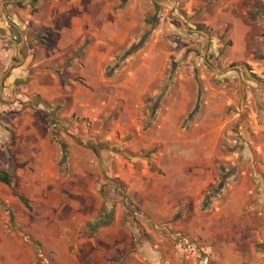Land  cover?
Segmentation results:
<instances>
[{
	"label": "crops",
	"instance_id": "obj_1",
	"mask_svg": "<svg viewBox=\"0 0 264 264\" xmlns=\"http://www.w3.org/2000/svg\"><path fill=\"white\" fill-rule=\"evenodd\" d=\"M18 1L0 0V69L12 61L14 34L19 36L24 29V42L31 45L25 62L33 58L32 64L29 68L9 66L11 79L19 81L35 68L59 70L57 75L33 76L30 88L50 107L61 106V127L73 112L80 120L96 121L103 108L110 106L118 116L110 121L106 141L117 142L118 136L131 133L124 149L134 156L147 153L128 160L96 142L87 150L71 141L75 138L69 134L71 139L65 143L74 173L55 186L54 180L61 176L57 170L60 153L48 127L28 109L6 121L1 116L0 128H7L13 140L7 148L9 160L24 164L15 172L25 181L21 191L39 188L45 203L58 207V217L68 208L62 224L57 217L56 229L40 239L48 248L43 251L56 264H197L200 250H207L205 256L213 264H244L240 246L253 250L255 243H264V211L252 205L256 186L251 185L252 179H264V122L253 102L259 88L246 71L247 81L240 79L239 72L250 65L262 78L263 62L253 59L264 56V0H183L182 7L177 0L161 2L170 5L166 13L173 10L172 17L182 10L186 17H194L192 22L217 34L227 28L230 47L219 62L234 65V70L220 73L217 87L210 86L205 71H198L203 109L215 111L218 118L201 116L190 121L185 118L194 108V92L183 90L180 80L192 86L194 75L191 71L177 74L176 94H165L150 132H140L134 120L129 129L121 122L126 113L130 117L131 108L142 107L145 95L157 96L164 81L163 70L155 72L152 66L167 55L166 43L155 32L144 49L121 55L141 35L139 19L147 9L146 0H123V5L121 0H24L21 9L14 6ZM117 58L122 63L114 75L122 81L106 80L102 69ZM61 79L66 81L64 87ZM102 89L112 95L108 102L97 97ZM228 125H234L241 143V177L221 195L214 209L201 212L204 195L217 181V145ZM33 173L45 175L47 182H30ZM133 218L140 221V227L131 225ZM90 221L100 226L92 229V238L78 239L81 227ZM242 231L249 233L248 240H243ZM182 235L198 243L186 241L180 246L176 240ZM0 264L42 263L36 261L34 250L15 247L0 250Z\"/></svg>",
	"mask_w": 264,
	"mask_h": 264
},
{
	"label": "rangeland",
	"instance_id": "obj_2",
	"mask_svg": "<svg viewBox=\"0 0 264 264\" xmlns=\"http://www.w3.org/2000/svg\"><path fill=\"white\" fill-rule=\"evenodd\" d=\"M162 1L170 0H146L145 4L147 9L142 18L139 19V24L143 26V30L141 35L137 38L139 41L143 36H145V42L140 50L144 49L145 45L150 43V39L153 37V32L157 34V38L162 39L166 43V57H163V61L159 59L158 63L155 62L152 64L153 68H155V72L156 70H163L164 72V81L160 85V93L157 96L156 94L153 95L152 93L145 95V98L141 101V108H131L130 117L129 114L126 113L121 118L122 124H124L128 129L129 125H131V122L134 120L137 123L140 132H150L153 129V121L156 118V113L159 109L160 103L164 101L165 94L168 91L169 94L173 96L176 94V91H173V89H178V82H175L176 77L178 78L177 74H184L189 71H191L194 75V85H188L184 83V80H180L183 90H186L187 92H194V108H192V110L187 113L185 118L186 121H190L194 118H200L201 116H209L214 119L218 118V114H216L215 111L212 112L203 109L204 106H202L201 101L202 86L197 79L198 71H205L209 78L208 82L210 86L217 87L221 82L220 80H222L220 79V73L234 70V65H222V63L219 62L223 51L230 47V43L227 42V28L222 33L217 34L209 27L192 22L194 17H186L182 10L177 13L175 17H172L173 10L170 9L168 13L169 15H167V6L170 5L167 4L166 6V3H161ZM177 2L181 4V7L184 4L183 0H177ZM18 3L23 4L24 0H19L16 4ZM121 3L123 5V0H121ZM16 4L14 6L18 8ZM33 13L34 12L32 10L30 14ZM197 13H200V10H198ZM20 32L23 35L24 29H21ZM11 34H13V32H11ZM206 38L208 40H206ZM137 40L136 43H134V45L131 47L123 48L121 55H123L124 52H130L138 43ZM12 47L14 54L12 61L7 65H1L2 68L0 69V118L1 116L4 117V121H6L5 118H7V120L13 119L14 116L16 117L22 113H25L28 109V113L33 112L34 115L39 118L45 126L48 127L51 141L57 145L58 151L60 153V157L58 158L57 162V170L61 174V181L54 180L55 186L58 183L60 184L64 178L68 176L70 177L74 173L70 162L68 161L67 144L65 143L66 139H71L68 137L69 134L71 137L75 138L71 139V141L74 143H79L80 145L83 144L84 148L87 150H90L92 144L96 142L102 147L103 150L106 149L107 152L111 151L114 153V155L120 156L124 159L129 160L130 157L143 158L146 156L147 153L143 151L138 152L134 156L129 151L124 149L125 143H128L134 134H122L121 137L118 136L117 142L106 141V131H108V127L110 126V121L114 118L116 119L118 116L115 109L111 110L110 106L103 108L101 115H99V118L96 121H90L87 119L80 120L77 117V114L73 112L68 120H64V127H61L60 121L62 120L58 117L61 106L53 105V107H50L45 101H43L41 95L34 92L30 88V82L32 81L31 79L33 76L41 74L57 75L59 70L56 71L52 70V68L50 69L46 67L30 69L26 75H22V79H19V81H14V79H11L10 77V71H8L9 66H11L10 68H18L22 64H25L27 68H29L32 64L33 58H29L30 61L26 64L25 59L28 54H30V44L27 46L25 42L23 43L20 49L21 57L18 56L19 43H15L14 38ZM41 48L44 49L42 46ZM135 51H138V49ZM135 51L131 53H134ZM203 56L204 58H202ZM191 57L193 59H190ZM241 57H244V55H241ZM253 60L262 61L264 66V56H261L260 58H254ZM121 63L122 60L117 58L112 64H108L103 67L102 71L104 78L107 80L112 79L113 77V80L121 82L122 78H120L118 75H114L115 70L120 68ZM244 71H246L247 77L252 80L253 83L259 88V91L255 92L253 96V102L260 121L264 122V72L262 78H259L258 73H256L250 67V65H245V68H241L239 72L240 79L243 81H247L248 79L245 77ZM142 80L145 83H148V80L143 78ZM75 81H78V79H75ZM65 82V79H61L62 87H64L63 83ZM223 84L226 85V82L224 81ZM102 86L103 84H101V87ZM153 87L156 91V84H153ZM97 97L98 99H102V101L105 103V98L106 102H108L109 97H112V95L107 93L105 94L104 90L102 89L101 92L98 93ZM133 103H137L134 98ZM36 107L38 110H34ZM229 112L230 111L228 110L226 114H229ZM57 119H59V121H56ZM225 129V133L222 135V138L217 145L219 159L217 161L216 168L221 167L228 173H230V169L233 168L234 176L227 180V184L223 192L211 200L209 207L206 210H202L201 203V212L214 209V205L218 203L221 195L226 190H228L229 186L237 183L241 177L240 167L242 162L239 158V152L241 148L239 146H241V143L238 140V133L234 125H228ZM7 133V128H0V171L7 173L12 179L11 189L0 184V202L6 208L5 209L0 206V229L2 231V233L0 232V250H10L15 247L21 250L27 248L28 250H34L37 262L41 261L42 264H56L51 255L43 251L48 250V248L41 244L40 239L43 236H50L53 230L56 229L58 207L48 206L45 203L44 198L42 199L40 197L41 191H39V188H33L30 186L27 188V191H21V186L25 181H21L20 177L15 175V172L23 167L24 164H17L14 162V160H9L7 148L13 144V140L12 136L7 135ZM227 133H229V135ZM251 135L253 136V133H251ZM60 143H62L66 148L65 159L63 162L60 161ZM230 157L232 158L231 162L225 161L226 158ZM217 174L219 176L218 170ZM29 177L31 178L30 182L37 183L38 185L42 183L45 184L47 182L45 175L33 173L30 174ZM254 180L255 179H252L251 181V185L253 187L256 186L252 205L255 207L262 206L264 211V179H257L255 182ZM65 181L70 182L67 180ZM217 182L218 177L215 184ZM65 188L66 191H68L67 187ZM96 189H98V187H96ZM19 199H23L25 204H22ZM123 207L125 211L124 213H126L127 207L125 205ZM67 210L68 208H65L60 213L58 217V224H62L66 218V214L68 213ZM110 211L112 212L113 208ZM242 217L244 216L242 215ZM96 224L94 221L84 223L78 232V239L92 238L94 235L92 229L94 231ZM26 225L30 229H28ZM45 225H48V228H46ZM131 225L137 228L140 227L141 223L140 221H137L135 218H133ZM241 234L242 236L244 235L243 240H248L249 233L247 231H242ZM181 238L185 241V244L186 241L194 245L198 243L195 240L190 241L186 239L183 235ZM14 239L17 240L16 245L14 244ZM37 244L39 248L36 246ZM240 248L242 250L239 251L246 259L244 264L264 263V243H255L253 245V250H245L246 246L243 244L240 246ZM38 252L40 254H38ZM202 252L205 255L207 250H200V254L197 256L200 257Z\"/></svg>",
	"mask_w": 264,
	"mask_h": 264
},
{
	"label": "trees",
	"instance_id": "obj_3",
	"mask_svg": "<svg viewBox=\"0 0 264 264\" xmlns=\"http://www.w3.org/2000/svg\"><path fill=\"white\" fill-rule=\"evenodd\" d=\"M8 1V0H7ZM16 6L18 8H21L22 7V4L21 3H18L16 4ZM43 35H45V33H43ZM14 40H15V43H19V36L17 33H15V37H14ZM44 45H47V40L46 38H44ZM145 42V36H143L139 41L138 43L134 46V48L130 51L133 52L137 49H140L143 44ZM53 125V124H52ZM60 146H61V162L64 161L65 159V152H66V148L65 146L60 143ZM60 162V163H61ZM217 170L219 172V176H218V182L214 185V186H211L208 191L206 192V194L204 195V199L202 201V210H206L208 207H209V204L211 202V200L213 198H215L216 196L220 195L223 190L225 189L226 187V184H227V180L234 176V169H230V173H228L227 171H225L224 169H222L221 167H217ZM0 184L6 186L7 188L11 189V186H12V179L11 177L5 173V172H1L0 171ZM19 201L22 203V204H25L24 200L23 199H19ZM0 206L5 208V206L0 202ZM6 209V208H5ZM106 225V224H105ZM100 225L96 224L95 227H99ZM38 248V244L36 245ZM38 254H40L38 252ZM197 264H212L211 262L208 261L207 257L203 254L200 255V257L198 258L197 260Z\"/></svg>",
	"mask_w": 264,
	"mask_h": 264
},
{
	"label": "water",
	"instance_id": "obj_4",
	"mask_svg": "<svg viewBox=\"0 0 264 264\" xmlns=\"http://www.w3.org/2000/svg\"><path fill=\"white\" fill-rule=\"evenodd\" d=\"M19 39H20V42H19V47H18L19 48L18 49V56L21 57L20 49H21V47H22V45L24 43V37H23L22 34H19Z\"/></svg>",
	"mask_w": 264,
	"mask_h": 264
},
{
	"label": "built area",
	"instance_id": "obj_5",
	"mask_svg": "<svg viewBox=\"0 0 264 264\" xmlns=\"http://www.w3.org/2000/svg\"><path fill=\"white\" fill-rule=\"evenodd\" d=\"M176 242L180 246H184V244H185V241L182 238L177 239Z\"/></svg>",
	"mask_w": 264,
	"mask_h": 264
}]
</instances>
